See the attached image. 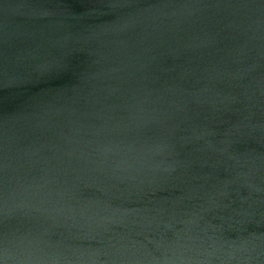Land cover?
<instances>
[{"label": "water", "instance_id": "1", "mask_svg": "<svg viewBox=\"0 0 264 264\" xmlns=\"http://www.w3.org/2000/svg\"><path fill=\"white\" fill-rule=\"evenodd\" d=\"M0 264H264V0H0Z\"/></svg>", "mask_w": 264, "mask_h": 264}]
</instances>
